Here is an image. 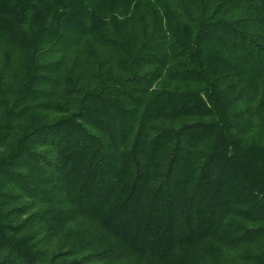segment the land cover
I'll use <instances>...</instances> for the list:
<instances>
[{
	"label": "trees",
	"instance_id": "1",
	"mask_svg": "<svg viewBox=\"0 0 264 264\" xmlns=\"http://www.w3.org/2000/svg\"><path fill=\"white\" fill-rule=\"evenodd\" d=\"M130 257L264 264V0H0V264Z\"/></svg>",
	"mask_w": 264,
	"mask_h": 264
},
{
	"label": "rangeland",
	"instance_id": "2",
	"mask_svg": "<svg viewBox=\"0 0 264 264\" xmlns=\"http://www.w3.org/2000/svg\"><path fill=\"white\" fill-rule=\"evenodd\" d=\"M77 226V223H76ZM94 229L96 230L97 233L103 234V231L99 229L97 226H94ZM137 261L135 257H130V258H125L124 260L118 261L116 264H136Z\"/></svg>",
	"mask_w": 264,
	"mask_h": 264
}]
</instances>
